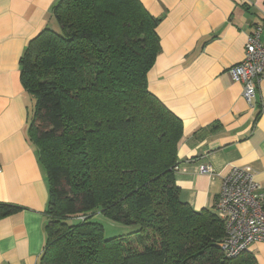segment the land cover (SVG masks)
Wrapping results in <instances>:
<instances>
[{
  "label": "trees",
  "instance_id": "16d2710c",
  "mask_svg": "<svg viewBox=\"0 0 264 264\" xmlns=\"http://www.w3.org/2000/svg\"><path fill=\"white\" fill-rule=\"evenodd\" d=\"M51 12L19 60L50 194L39 264H256L248 251L225 257L214 210L179 200L182 122L147 87L158 20L138 0H58ZM16 210L0 205V218ZM96 213L138 229L107 239Z\"/></svg>",
  "mask_w": 264,
  "mask_h": 264
},
{
  "label": "crops",
  "instance_id": "0c3cea01",
  "mask_svg": "<svg viewBox=\"0 0 264 264\" xmlns=\"http://www.w3.org/2000/svg\"><path fill=\"white\" fill-rule=\"evenodd\" d=\"M58 0H0V264H39L50 194L27 128L34 98L20 82L28 42L53 25ZM158 20L160 52L147 87L182 122L175 182L193 211L214 210L221 178L252 168L264 199V81L252 106L228 69L244 56L246 37L264 22V0H138ZM206 165L213 175L200 174ZM248 254L264 264V242Z\"/></svg>",
  "mask_w": 264,
  "mask_h": 264
},
{
  "label": "built area",
  "instance_id": "2783aa9c",
  "mask_svg": "<svg viewBox=\"0 0 264 264\" xmlns=\"http://www.w3.org/2000/svg\"><path fill=\"white\" fill-rule=\"evenodd\" d=\"M228 73L233 82L242 85V98L252 106L257 85L264 81V22L256 24L247 35L243 59L230 67ZM198 172L213 175L206 165H200ZM255 174L246 166L233 167L221 178L214 211L223 223L225 237L219 246L228 259L247 251L253 242H264L263 190L255 181Z\"/></svg>",
  "mask_w": 264,
  "mask_h": 264
},
{
  "label": "rangeland",
  "instance_id": "374dc122",
  "mask_svg": "<svg viewBox=\"0 0 264 264\" xmlns=\"http://www.w3.org/2000/svg\"><path fill=\"white\" fill-rule=\"evenodd\" d=\"M92 221L97 222L103 227V235L105 238H112L116 236H123L134 233L137 231L136 226H125L118 223H115L102 215L100 213H96L92 217Z\"/></svg>",
  "mask_w": 264,
  "mask_h": 264
}]
</instances>
